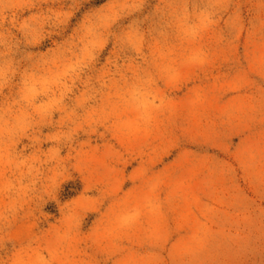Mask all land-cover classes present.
I'll return each mask as SVG.
<instances>
[{"label": "rangeland", "instance_id": "obj_1", "mask_svg": "<svg viewBox=\"0 0 264 264\" xmlns=\"http://www.w3.org/2000/svg\"><path fill=\"white\" fill-rule=\"evenodd\" d=\"M0 264H264V0H0Z\"/></svg>", "mask_w": 264, "mask_h": 264}]
</instances>
